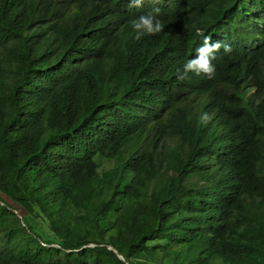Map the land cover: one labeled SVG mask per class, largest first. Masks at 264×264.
I'll list each match as a JSON object with an SVG mask.
<instances>
[{"label":"trees","instance_id":"trees-1","mask_svg":"<svg viewBox=\"0 0 264 264\" xmlns=\"http://www.w3.org/2000/svg\"><path fill=\"white\" fill-rule=\"evenodd\" d=\"M187 1L125 61L126 0H0V264H264V0Z\"/></svg>","mask_w":264,"mask_h":264},{"label":"clouds","instance_id":"clouds-1","mask_svg":"<svg viewBox=\"0 0 264 264\" xmlns=\"http://www.w3.org/2000/svg\"><path fill=\"white\" fill-rule=\"evenodd\" d=\"M218 1L222 3L223 0ZM126 4L131 16L136 19L130 21L131 26L125 24L126 34L130 40L125 50V61L129 55L136 52V49H143L149 44L161 40L168 32L172 31L176 26L175 17L183 5H195L187 0H126ZM231 9L238 10L240 14L250 18V14L242 7V3H234ZM214 10L208 9L206 12L205 8V13L212 14ZM201 35L203 34L201 33ZM222 40L211 41L210 37L204 36L202 44L196 49L194 56L184 63L183 71L181 72L178 69L179 79L188 78L189 73L212 79L216 72L212 61L216 58L215 54L222 47L219 43ZM223 51L229 53L231 48L223 45ZM239 75L240 73H237L232 76L226 86H217L219 95H230L233 88H237L231 80ZM215 118V116L212 117V119Z\"/></svg>","mask_w":264,"mask_h":264},{"label":"water","instance_id":"water-1","mask_svg":"<svg viewBox=\"0 0 264 264\" xmlns=\"http://www.w3.org/2000/svg\"><path fill=\"white\" fill-rule=\"evenodd\" d=\"M110 249H112V248L110 247ZM119 258H120L121 260H123L122 256H119Z\"/></svg>","mask_w":264,"mask_h":264}]
</instances>
